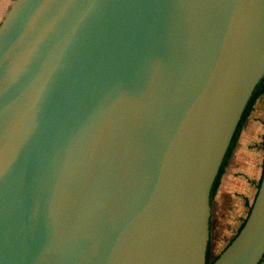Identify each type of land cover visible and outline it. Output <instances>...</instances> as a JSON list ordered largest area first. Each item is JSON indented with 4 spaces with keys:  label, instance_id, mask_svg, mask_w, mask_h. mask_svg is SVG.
<instances>
[{
    "label": "water",
    "instance_id": "95a60500",
    "mask_svg": "<svg viewBox=\"0 0 264 264\" xmlns=\"http://www.w3.org/2000/svg\"><path fill=\"white\" fill-rule=\"evenodd\" d=\"M264 77V0H14L0 24V264H207L212 188ZM264 259V170L212 264Z\"/></svg>",
    "mask_w": 264,
    "mask_h": 264
},
{
    "label": "crops",
    "instance_id": "0c3cea01",
    "mask_svg": "<svg viewBox=\"0 0 264 264\" xmlns=\"http://www.w3.org/2000/svg\"><path fill=\"white\" fill-rule=\"evenodd\" d=\"M14 0H0V24ZM264 95L254 105L211 203L210 246H228L247 219L256 198L264 164ZM221 252V253H222ZM220 253V254H221ZM220 254H216L217 257ZM261 264H264V259Z\"/></svg>",
    "mask_w": 264,
    "mask_h": 264
},
{
    "label": "trees",
    "instance_id": "16d2710c",
    "mask_svg": "<svg viewBox=\"0 0 264 264\" xmlns=\"http://www.w3.org/2000/svg\"><path fill=\"white\" fill-rule=\"evenodd\" d=\"M263 94H264V77H263V78L260 80V82L257 84V86H256V88H255V90H254V92H253V95H252V97L250 98L249 103H248V105H247V107H246V109H245V112H244V114H243V117H242L241 123L239 124V126H238V128H237V131H236V133H235V135H234V138H233V140H232V142H231V145H230V147H229V149H228V151H227V153H226V156H225L224 161H223V163H222V165H221V168H220V170H219V173H218V175H217V177H216V179H215V182H214V184H213L212 194H211V198H212V199L215 197V195H216V193H217V190H218L219 187H220L222 177H223V175H224V173H225V171H226V167H227V165H228V163H229L230 158L232 157V154H233V152H234V149H235L236 146H237V143H238V141H239V138H240L241 132H242V130H243L244 124H245V122L247 121V119L249 118V116L251 115V112H252V110H253V108H254V105L256 104L257 100H258ZM263 146H264V140H263ZM263 170H264V164H263ZM262 175H263V174H262ZM261 180H262V178H261ZM260 183H261V181H260ZM259 186H260V184H259ZM252 206H253V204H252ZM252 206H251V208H252ZM251 208H250V211H251ZM250 211H249V214H250ZM247 218H248V217H247ZM246 220H247V219H246ZM246 220L244 221V223H243L242 226L240 227L239 231L243 228V226H244ZM237 234H238V233H237ZM237 234H236V235H237ZM236 235H235V236H236ZM234 238H235V237H234ZM234 238H233V239H234ZM233 239H232V240H233ZM232 240H231V241H232ZM230 243H231V242H230ZM230 243H229V244H230ZM229 244H228V245H229ZM218 256H219V255H218ZM218 256L215 257L214 259L211 258V257H212V250H211V246L209 245V249H208V262H207V264H212V263L218 258ZM262 261H263V260H262ZM261 263H262V262H261Z\"/></svg>",
    "mask_w": 264,
    "mask_h": 264
},
{
    "label": "rangeland",
    "instance_id": "374dc122",
    "mask_svg": "<svg viewBox=\"0 0 264 264\" xmlns=\"http://www.w3.org/2000/svg\"><path fill=\"white\" fill-rule=\"evenodd\" d=\"M263 95H264V94H263ZM263 99H264V97H263ZM229 240H230V239H228V240L223 244V247L227 244V242H228ZM223 247H221V249H222ZM221 249H218L217 252H214V254H213V256H212L211 258L214 259L216 254H220V253L222 252Z\"/></svg>",
    "mask_w": 264,
    "mask_h": 264
}]
</instances>
